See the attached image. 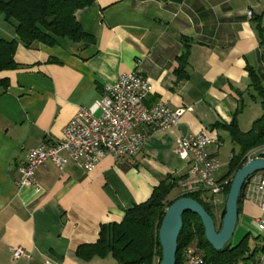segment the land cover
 <instances>
[{"label": "crops", "instance_id": "crops-1", "mask_svg": "<svg viewBox=\"0 0 264 264\" xmlns=\"http://www.w3.org/2000/svg\"><path fill=\"white\" fill-rule=\"evenodd\" d=\"M75 16L94 43L25 46L0 15V38L18 42L17 67L0 72L8 81L0 89V264H118L110 255L80 259L76 249L95 243L101 224L121 221L167 176L181 178L177 195L194 184L190 163L174 153L177 138L202 129L215 134L221 145L209 150L220 161L213 174L220 180L237 150L222 126L235 118L247 131L261 115L247 68L264 83V0H94ZM131 71L150 82L148 105L162 100L186 109L180 124L148 131L139 152L118 159L107 154L92 171L74 162L60 170L47 160L35 169L33 186L18 187L27 151L61 140L79 107L92 105L106 86ZM225 139L229 160L222 153ZM222 199L223 193L213 201ZM259 217L264 211L257 204L242 201L232 245L248 234L252 255L236 264H253L264 255ZM16 247L25 254L13 258Z\"/></svg>", "mask_w": 264, "mask_h": 264}, {"label": "trees", "instance_id": "trees-1", "mask_svg": "<svg viewBox=\"0 0 264 264\" xmlns=\"http://www.w3.org/2000/svg\"><path fill=\"white\" fill-rule=\"evenodd\" d=\"M93 1L0 0V15L13 25L15 34L25 46H30L36 41L53 46L59 44L61 40H67L79 47H85L94 43V37L83 30L75 13L77 10L89 7ZM17 43L14 38H0V72L17 67L14 60ZM260 45L264 49V37H261ZM182 66L183 61L177 69L178 77L183 75ZM247 70L250 87L255 93L252 97L260 99L262 113L247 131L239 129L235 118L229 124L222 126L237 147V150L232 152L229 171L225 178L232 179L233 174L244 164V156L249 150L264 145V83L252 67H248ZM7 87L8 81L0 78V89L6 90ZM180 179L167 176L154 187L151 196L145 202L127 209L121 221L101 224L97 241L78 246L76 256L89 260L93 257L110 255L118 264H156V257L161 260L158 229L166 209L176 198L188 196L197 200L214 219L215 204L213 200L205 199L202 190L170 198ZM230 185L231 181L223 191L225 196ZM242 197L241 191L239 206ZM193 244L202 254L205 264H236L252 255L248 234L235 245L230 241L222 250H215L205 238V230L198 215L185 212L183 228L178 237L176 264L183 263V250Z\"/></svg>", "mask_w": 264, "mask_h": 264}, {"label": "built area", "instance_id": "built-area-1", "mask_svg": "<svg viewBox=\"0 0 264 264\" xmlns=\"http://www.w3.org/2000/svg\"><path fill=\"white\" fill-rule=\"evenodd\" d=\"M151 90L148 79L136 71L120 75L116 82L104 88L101 97L92 105L78 108L65 125L61 140H45L27 151L25 161L18 167L20 177L16 185L33 186L35 169L47 160L60 170L74 162L85 171H92L107 154L118 159L139 152L150 131L164 132L177 127L186 109H173L162 100L148 105ZM211 145L220 146L221 141L208 129L177 138L174 153L190 163L189 174L194 182L184 185L181 194L200 190L221 194L232 180L213 178L220 161L209 150ZM261 152H264V145L249 150L244 156V164ZM39 190L36 186V191ZM242 195V201L253 202L264 211V170L254 173L245 182ZM256 223L259 228L264 227V218H257ZM24 254L21 247L12 251L13 258ZM183 261L184 264H205L202 254L194 246L183 250ZM253 264H264V255Z\"/></svg>", "mask_w": 264, "mask_h": 264}, {"label": "water", "instance_id": "water-1", "mask_svg": "<svg viewBox=\"0 0 264 264\" xmlns=\"http://www.w3.org/2000/svg\"><path fill=\"white\" fill-rule=\"evenodd\" d=\"M264 170V152L239 168L232 177L225 207L221 212V222L218 229L215 220L205 207L197 200L188 196H179L166 209L158 229V239L161 247L159 264H176L178 237L183 228V214L192 212L200 218L205 230L207 242L217 251L229 243L234 234L240 206L239 195L245 182L256 172Z\"/></svg>", "mask_w": 264, "mask_h": 264}, {"label": "rangeland", "instance_id": "rangeland-1", "mask_svg": "<svg viewBox=\"0 0 264 264\" xmlns=\"http://www.w3.org/2000/svg\"><path fill=\"white\" fill-rule=\"evenodd\" d=\"M256 106V105H255ZM256 108H258L257 110H258V116L261 114V112H262V110H261V107L259 106V104L257 105V107ZM251 112V111H250ZM226 141H225V144L223 145V158H225L227 155V157L225 158V160H229V154H230V147H231V144H230V142H229V140H227V139H225ZM228 164V163H227ZM213 178H214V176H213ZM219 194H217V195H213V194H211L210 192H208V191H204L203 192V196L205 197V198H209L210 200H214L215 198H216V196H218ZM175 196H177V193L175 192V190H173L172 192H171V196H170V198H174ZM226 197L227 196H225L224 194H223V199L221 200V201H217L216 200V202H214V204H215V209H214V220H215V225H216V228L218 229V227H219V224H220V221H221V218H220V216H221V212H222V210L224 209V207H225V201H226ZM237 237H238V232L236 231V233H234L233 234V236H232V239H231V242H233V241H235L236 239H237ZM237 241V240H236ZM193 246H195L194 244H193ZM155 262H156V264H159V262H160V260H159V258L158 257H156L155 258Z\"/></svg>", "mask_w": 264, "mask_h": 264}]
</instances>
